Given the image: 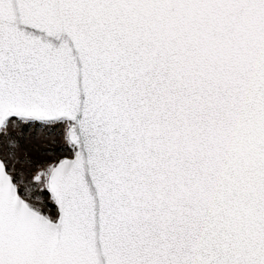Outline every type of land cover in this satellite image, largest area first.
<instances>
[{
    "label": "snow or ice",
    "instance_id": "snow-or-ice-1",
    "mask_svg": "<svg viewBox=\"0 0 264 264\" xmlns=\"http://www.w3.org/2000/svg\"><path fill=\"white\" fill-rule=\"evenodd\" d=\"M0 264H264V0H0Z\"/></svg>",
    "mask_w": 264,
    "mask_h": 264
}]
</instances>
